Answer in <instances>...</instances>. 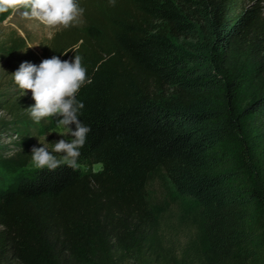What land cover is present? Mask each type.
I'll return each mask as SVG.
<instances>
[{
    "label": "trees",
    "instance_id": "1",
    "mask_svg": "<svg viewBox=\"0 0 264 264\" xmlns=\"http://www.w3.org/2000/svg\"><path fill=\"white\" fill-rule=\"evenodd\" d=\"M80 4L83 28L57 33L50 52L83 57L91 131L78 168L23 174L35 126L14 115L18 148L0 145V264H264V0ZM159 176L192 202L178 256L149 195Z\"/></svg>",
    "mask_w": 264,
    "mask_h": 264
},
{
    "label": "clouds",
    "instance_id": "2",
    "mask_svg": "<svg viewBox=\"0 0 264 264\" xmlns=\"http://www.w3.org/2000/svg\"><path fill=\"white\" fill-rule=\"evenodd\" d=\"M115 2L109 0L112 5ZM12 3L15 0H0V12L6 11ZM25 8L26 17L35 18L48 28L68 27L85 12L79 0H25ZM46 35L52 38L55 33L48 31ZM82 60L79 54L68 59L52 55L38 64L25 60L11 74L14 83L25 90L24 95L30 90L34 101L27 107L30 117L36 122L52 117L56 123L54 132L60 136L58 140L48 142L46 135L43 141H39V146L32 148L31 163L37 169L80 166L81 149L91 131V126L80 119L84 102L78 99V93L86 82H90ZM49 145L52 150H49Z\"/></svg>",
    "mask_w": 264,
    "mask_h": 264
},
{
    "label": "rangeland",
    "instance_id": "3",
    "mask_svg": "<svg viewBox=\"0 0 264 264\" xmlns=\"http://www.w3.org/2000/svg\"><path fill=\"white\" fill-rule=\"evenodd\" d=\"M21 4L23 7L15 9L3 22H0V145L6 147L8 154L18 148L19 136H16V132L12 129L16 124L13 122L16 119L14 115H19L24 110L29 113L27 107L34 103L30 90L27 95H24L25 90L20 89L14 83L11 74L22 61L27 60L38 64L42 59L52 56L50 47L54 37L49 38L46 35L48 31H53L55 35L64 32L71 33L81 30L84 25L82 16L68 27L48 28L35 18L26 17L24 15L25 0H21ZM173 42L181 50L187 49V46L192 44L186 40H173ZM49 118L46 117L36 122L28 117L31 120L30 125L35 126L30 130L33 147L39 146V141H43L46 135H48L46 138L48 142H54L60 138L59 134L54 132L56 125L51 124ZM5 123L7 127L3 128ZM49 150H52L50 145ZM56 155L59 158L60 154ZM36 169L30 161L22 173L31 174ZM99 169V165L93 166V171ZM149 195L159 210L160 227L166 236L164 245L171 246L178 256L188 239L189 232L181 225L183 223L180 220V209L192 206V202L189 198L177 195L163 176L156 177L152 182Z\"/></svg>",
    "mask_w": 264,
    "mask_h": 264
}]
</instances>
